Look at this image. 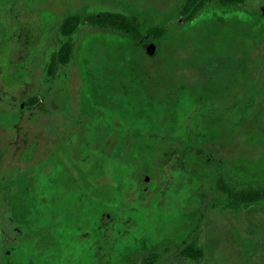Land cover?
<instances>
[{"label": "rangeland", "instance_id": "obj_1", "mask_svg": "<svg viewBox=\"0 0 264 264\" xmlns=\"http://www.w3.org/2000/svg\"><path fill=\"white\" fill-rule=\"evenodd\" d=\"M182 4L0 0V182L28 199L19 232L0 204V264H264V202L234 210L216 187L264 186V0L189 21ZM99 11L167 35L150 50L82 26L49 76L63 17Z\"/></svg>", "mask_w": 264, "mask_h": 264}, {"label": "trees", "instance_id": "obj_2", "mask_svg": "<svg viewBox=\"0 0 264 264\" xmlns=\"http://www.w3.org/2000/svg\"><path fill=\"white\" fill-rule=\"evenodd\" d=\"M218 3L223 7H239L245 4L246 0H183L179 14L189 21L195 18L202 9L209 3ZM98 27L122 33L137 43L149 46L150 50L156 49L167 35V29L162 24L143 25L137 16L115 11L99 12H77L69 13L61 20L58 26L59 42L55 50L50 54L47 65V73L54 76L60 67L70 63L74 49V34L82 27ZM22 106L43 108L42 103L36 96H30L21 101ZM21 184L18 178L5 176L0 182V204L7 207L6 224L12 232L21 231L25 227V222L18 219V213L24 217L28 209L25 203L26 197H18ZM217 190L223 195L227 207L238 210L248 208L251 205L264 202V186L245 185L237 186L223 178L217 181ZM182 256L197 261L203 257V251L188 240H185L181 250ZM158 254H151L143 259V264H155Z\"/></svg>", "mask_w": 264, "mask_h": 264}]
</instances>
